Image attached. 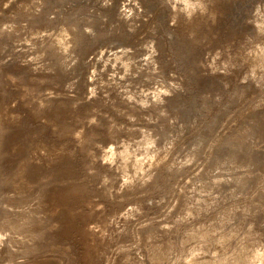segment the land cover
Here are the masks:
<instances>
[{
  "label": "rangeland",
  "instance_id": "1",
  "mask_svg": "<svg viewBox=\"0 0 264 264\" xmlns=\"http://www.w3.org/2000/svg\"><path fill=\"white\" fill-rule=\"evenodd\" d=\"M123 1L107 0L105 5L112 11L104 17L101 25H97L95 22L106 8L102 0H20L4 14L0 31V65L12 63L19 68L22 61L35 63L36 55L50 57L56 63L60 61L61 52L45 42L44 34L72 30L78 37L71 40L61 70L68 68V61L78 60L80 68L75 79L80 84L75 88L57 85L58 94L61 97L71 94L69 97L75 98L78 103L102 99L101 115L109 113L117 100L143 96L156 86L155 80L150 77L147 84L143 82L148 77L146 49L154 43L158 46L155 52L158 62L153 72L158 75V81L161 85L166 81L175 83L176 91L172 99L191 105V109L188 107L186 111L170 107L166 118L160 121L150 110H142L139 112L141 121L134 126V131H138L134 140L127 136L115 139L120 156L141 158L137 176L138 182L145 183L143 191L146 195L136 196L134 185L122 183L121 174L126 167L120 165L119 160L109 163L101 174L109 179L116 173L110 182L111 201L102 202L94 190L91 194L86 193L83 199L98 205L101 210L97 216L101 214L110 219L116 209L108 238L110 243L100 246V253L85 263L193 264L201 261L204 264H236L242 259L246 262L241 260L240 264H264V142L254 139L257 136L258 114L264 111V0H223L216 3L219 10L227 9L229 13L220 18L224 41L219 42L220 49H214L210 42V29L199 24L206 33L194 47L192 55H201L204 69L194 75L189 60H173L171 55V50L187 48L180 42L185 31L179 28V23L189 21L186 13L189 0H141L137 19H146V25H138L129 32L116 30L112 24L114 9ZM172 10L177 12L176 15L169 13ZM161 12L165 14L164 19ZM192 16L195 18L198 14L192 13ZM89 21L93 31L79 38L81 27ZM237 22V32L225 42L228 27ZM6 28L9 30L4 31ZM24 36L32 38L28 44H22L23 47L18 46L17 39L21 40ZM122 47L128 50L130 62L125 63L117 56ZM14 49L18 55L5 60L3 52ZM100 50L102 54L97 56ZM96 58L97 63L94 64ZM211 60L213 70L207 67ZM91 63L98 70L94 75L95 94L87 97L85 73ZM125 64L128 70L126 76L121 79L113 77V72ZM39 67L36 64L34 68ZM112 77L115 81L107 86L105 80ZM8 83L0 76L3 103L13 105V110L20 115L17 107L19 98L9 91L11 84ZM86 112L81 110L77 117L85 120V115L91 114ZM25 114L28 113L22 114L21 121ZM96 120L99 121L97 133L93 129L89 131L101 137L104 121L102 118ZM175 122L177 125L173 130L169 129L168 126ZM120 123L129 125V119L120 117ZM48 126L40 127L34 123L26 128V149L22 159L6 161L0 155V264H37L38 258L47 255L49 250L64 258L63 264H83L84 243L77 234L51 244V229L45 228L40 256L31 255L23 249L32 245L34 234L40 233V222L35 219L32 222L30 216L38 215L36 198L51 184L52 172L57 171L49 144L55 134H47L44 128L48 129ZM158 130L160 133L163 131L162 138L157 136ZM150 143L154 162L148 159L151 156L143 155ZM39 149L41 154L36 155ZM233 149L236 152L232 153ZM23 171L27 176L20 181L19 174ZM86 182L92 189L100 185V180ZM182 192H186L185 196L178 197ZM130 205L133 212L123 217V211L131 208ZM52 213L50 205L40 211L43 217L53 216ZM55 218V225H60L59 217ZM163 222V227H159ZM158 228L165 230L155 231ZM28 233L30 238L24 237ZM9 236L13 238L11 241ZM20 238L25 239L21 246ZM188 254L190 257L184 259Z\"/></svg>",
  "mask_w": 264,
  "mask_h": 264
},
{
  "label": "bare ground",
  "instance_id": "2",
  "mask_svg": "<svg viewBox=\"0 0 264 264\" xmlns=\"http://www.w3.org/2000/svg\"><path fill=\"white\" fill-rule=\"evenodd\" d=\"M221 1L223 0H209V2H206L204 0H189L186 5V13L189 21L188 22L180 21L179 23V28L185 31V36L182 39H180V42L185 44V47L187 48L182 51L171 50V55L173 57V60L181 59L178 61H182L184 60L183 58L189 60L191 65L193 66V67L191 66L193 75L196 72L200 71L201 69H204L201 55L198 57L192 55V51L194 47L197 46L202 41V38L203 36H205L206 33L202 25L199 24H203L206 26L207 29L208 28L210 29V32L212 33L210 42L211 45L214 47V49H220L219 46L221 44H219V42L224 41V38L221 37L222 29L220 24L221 23L220 18L222 16H227L229 13L227 9H223V10L218 9L216 3H219ZM124 2H127V4H124ZM19 3L20 0H0V31H1V25L4 23V14L9 10H11L14 6L18 5ZM102 3L103 5H105L107 3V0H102ZM141 5H142L141 0H125L123 2H120L119 5L115 7L112 16L113 19L112 24L114 25V28L116 30L125 29L127 32H129L130 30H134V28L137 27L138 25L145 26L147 22L146 19L144 18L137 19L138 8L141 7ZM105 6L106 8H104V10L100 13V18L95 22L97 23V25H101V23H103L104 21V17L109 16L112 11L108 5ZM169 13L172 16H174L176 15L177 12L175 10H172ZM192 13H196L198 14V16L194 18L192 16ZM160 14L164 19L165 14L163 12H161ZM91 23L92 22L89 21L83 27H81L80 29L81 34L79 35V38H83L85 37V35L91 34V32L93 31ZM238 28H239L238 22L232 23L228 27L225 36V42L229 41L230 36L236 33ZM8 30L9 28L8 29L6 28L4 31H8ZM4 31L2 30V32ZM8 34L11 35V33ZM8 34H4V35L7 36ZM44 37L46 39L45 42L48 45L55 47L57 50L61 52L62 54L61 59L60 61H57V63L54 62L50 57L44 58L39 55H36L35 63H32L31 61L30 62L22 61L23 64L19 68L14 67L15 65H13L12 63L9 64L3 63L2 65H0L1 68L0 76L4 77V79L11 84L9 91L15 97L19 98L17 107L21 112L19 115L16 111L13 110V105H6V103H3V96L2 93L0 92V155L6 161L22 159L21 157L25 153V149H26V145H25L26 128L34 123L40 127H44L46 124H49L48 129L44 128V130H46L48 135L49 133H51L52 135L55 134V137L53 139L51 138L52 141L49 144L53 150V155H54L52 162L53 165L54 163L57 164L56 165L57 171L52 172L51 184L45 187L42 190L41 194H39L38 197L36 198V203L38 204L37 207L39 209V212L37 213L38 215L30 216V220L32 222L34 221L33 219L40 222L39 225L40 233L34 234L33 235L34 240L32 245L24 246L23 249L30 252L31 255L38 256L40 253L41 243L43 242L42 239L45 233V228L51 229L50 230L51 244H53L54 241L65 239L67 237H71L74 234H77L80 236L81 242L84 243V248L82 249L83 258L82 257L80 258L83 259V264H86L94 255L100 253L98 252L100 246H105L107 242L110 243L108 238L110 232L112 231L111 222L113 215L116 212V209L113 210L114 212L111 213L112 215L110 219L105 216H102L101 214L97 216L98 215L97 213L99 212V210H101L98 209V205L96 203L92 204V202L91 203L85 202V199H83L84 198L83 196H85L86 193L90 192L91 194V190L92 191L94 190L97 196L101 198L102 202L108 203L111 201L112 190L110 189V182L111 179L114 178L116 173H113V175H111L108 179L103 174H101V172L110 165L109 164L110 162L114 160H119L120 162L119 164L126 167V169L121 174L122 183H125L127 185H134V190H135L134 195L136 196L146 195V192L143 191V189L146 187L145 183L138 182V176H137L138 175L137 171H140L141 169L139 167V164L141 163V158H137V157L123 158L122 156H120L115 146V139L121 136H127L129 139L134 140L136 134L138 133V131H134L136 129L134 126L139 124V122L141 121L139 112H141L142 110H146V109L150 110L153 113L154 117L158 121H160L166 118L170 110V107H177L180 108L182 111L184 110L186 111L188 107L189 109H191V105H185L182 101L178 99H174V100L172 99L176 91L175 83L166 81L161 85V82L158 81L159 80L158 75L153 72L154 65L158 62L157 57L155 55L158 46L154 43H151L146 49L147 50L146 72L148 77L147 79H144L143 82L147 84V82H149V77H150L151 79L155 80L154 83H156V86H153L147 93L143 94V96L126 97L124 99H119L112 104L113 107L110 108L109 113L104 115L99 114L100 108L104 104V101L102 99L100 100L94 98L91 100L90 99L84 100L82 102L79 101L78 103L75 98L69 97L71 94L70 95L66 94L68 97H61L58 94L57 91L58 87L56 88L57 85L60 86L65 85L68 88L71 87L75 88L80 84V82L75 79L76 71L77 69L80 68V67L78 68L79 65L78 60L68 61V68L61 70V65L66 60L67 51L70 49L71 40L78 36H76L72 30H68V31L57 30L54 32H45ZM31 38H32L31 36H24L22 37L21 40L17 39L18 46H21L22 44L25 43L28 44ZM12 39H16V38L12 37ZM3 53L5 60L10 59L9 57L11 56L14 57L17 54V52H15V49L14 51H9L7 53L3 52ZM101 54L102 51L100 50L97 56H100ZM117 54H118L117 56L118 57L120 56V58L124 60L125 63L130 62V54L128 53V50L126 48L122 47L121 50L117 52ZM95 63H97V58L94 59V64ZM112 63L116 64V62H112ZM212 63L213 62L211 60L208 63L207 67L213 70ZM36 64H39L40 66L39 69L34 68ZM94 64L91 63V67H89L87 73H85L86 78L84 77L87 82L86 83L87 85L86 91L88 94L87 97L90 95H92L93 97V95L95 94L96 85H95L94 75L97 74L96 71L98 70L97 69L98 67L97 66L95 67ZM127 71H128L127 65L126 64L122 65L121 69L113 72V77H116L118 79L124 78L127 74ZM113 77L105 80L107 86H110L115 81ZM104 79H102V81ZM31 80L32 83L35 81L34 85L32 83H29ZM44 90L46 91L43 92ZM81 110L91 112V114L86 112L87 114L85 115V120H86L85 123H83L85 121L84 119H82L84 120L82 121L77 117L78 112H80ZM24 112H27L28 114H25L23 120L21 121L20 117ZM258 115L259 116L257 117L256 120L257 136H254V139L262 140V142H264V111L260 112ZM125 116L129 119V125H123L122 123H120V117H125ZM97 118H102L104 121L103 122L104 127L101 132L102 133L101 137L95 136V134L90 132L93 129L97 133L96 130L97 123L99 122L96 120ZM214 121L215 120L211 121V123H213ZM176 125L177 122H175L173 125H170L168 127L169 129H172ZM127 131L132 132V134L130 133L128 134ZM157 136L162 138L163 131L160 133V131L158 130ZM61 143L63 144V146H61L62 151H60ZM226 145L229 144L226 143ZM150 146L151 143L144 150V154H143L144 157L145 155H149V156L152 155L151 151L149 150ZM222 147L224 146H221V148ZM218 151L220 150L218 149ZM234 152H236L235 149H233L232 153ZM40 154H41V150L40 149L36 150V155H40ZM148 159L152 160L153 162L155 161L153 156H151V158ZM158 163H160V161ZM23 167L25 168L24 164ZM26 176L27 174H25L23 171L21 174H19V180L22 181L23 180L22 178H25ZM95 180L97 181L100 180V185L92 189V187H90L86 181L93 182ZM211 187L212 185H210L208 189L210 190ZM154 188L156 187H153V189ZM181 190L184 191L183 189ZM185 193L186 192H182L178 197L185 196ZM49 205L53 209V213H52L53 216L43 217L42 215H40V211L43 208L49 207ZM178 205L180 204L178 203ZM130 206L131 208H128L123 211L122 213L123 217H128L133 212L134 209L132 205ZM55 217H59V221L61 222L60 225H55V219H56ZM163 225L164 222L160 223L159 227L160 226L163 227ZM164 230L165 229L162 230L161 228H158V230L155 229V231L158 232L159 231L163 232ZM29 234L30 233H28L24 237L30 238V236H28ZM12 239H13L12 236H9V241H11ZM20 240L21 242L19 241V243L21 246L22 243L25 241V239L20 238ZM111 246L110 248H112ZM193 250H195V248ZM189 255L190 254H188L184 259H187ZM63 259L55 255L52 250H49V253L47 255L40 256L38 258L37 264H63L62 263ZM241 260H239L236 264H240L243 261ZM193 264H204V263L203 262L201 263L200 261Z\"/></svg>",
  "mask_w": 264,
  "mask_h": 264
}]
</instances>
